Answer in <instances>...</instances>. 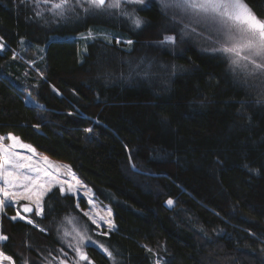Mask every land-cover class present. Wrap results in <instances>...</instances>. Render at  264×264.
<instances>
[{
  "label": "trees",
  "instance_id": "1",
  "mask_svg": "<svg viewBox=\"0 0 264 264\" xmlns=\"http://www.w3.org/2000/svg\"><path fill=\"white\" fill-rule=\"evenodd\" d=\"M244 2L264 17V0ZM39 4L0 0V134L67 163L115 227L95 232L84 199L55 187L33 224L6 210L0 251L14 264H75L61 237L71 218L103 246H86L85 264H264V101L193 44L172 63L136 64L153 48L156 4L134 11L140 27L130 14ZM93 28L108 34L79 36Z\"/></svg>",
  "mask_w": 264,
  "mask_h": 264
},
{
  "label": "rangeland",
  "instance_id": "2",
  "mask_svg": "<svg viewBox=\"0 0 264 264\" xmlns=\"http://www.w3.org/2000/svg\"><path fill=\"white\" fill-rule=\"evenodd\" d=\"M156 4L159 9H161L162 17L161 21L153 24L152 28L148 30V42L153 47L145 49L144 53L140 55L142 58L135 62L136 64H143L146 63L143 60L149 59L148 61L153 63L154 65L162 63L167 64V62L172 63L174 60L172 59L174 54L180 55L183 53L184 47L186 44H193L200 50L208 52L210 54L219 55L226 64L230 67L232 73L234 74L236 81H240L241 85L247 88L252 94H254L256 99H260V101H264V73L254 72L251 66L245 68V61H240L239 65H233L232 59L235 57L225 54L219 51H213V49H219L222 46H226L228 41L226 40L225 36L216 30L215 27H210L205 23H196L195 19L192 17L190 13H184L178 8H168L165 9L162 6L161 0H144V3L137 4V3H123L121 4V8H105L103 10L94 9L96 11H116L115 13H119L121 15L127 16L132 15L133 19L135 17H139L135 15L134 11L137 9L143 8L148 4ZM40 12L41 13H49L50 15H57L55 12L51 10V4H44L40 3ZM87 4L85 0H71L70 4L66 7L64 12L69 11L71 8H80L84 9ZM73 8V9H74ZM75 8V11H76ZM129 10V11H128ZM63 12V13H64ZM131 12V13H130ZM141 19V18H140ZM261 19H264L261 18ZM141 26V25H140ZM91 33V35H89ZM108 34L106 30L103 28H93L89 31H86L79 36L83 39H89L94 36H101ZM110 34V33H109ZM175 37V42H169L165 40V37ZM0 43L3 44L2 40L0 39ZM5 45V44H3ZM4 48V47H3ZM3 48H0L2 51ZM168 51L166 54L159 51ZM15 52V51H14ZM17 54V52H15ZM166 58V59H163ZM158 60V61H157ZM163 60H165L163 62ZM150 63V64H151ZM174 64V63H173ZM172 64V65H173ZM172 65H168L172 69ZM9 134L18 138L19 143L15 146V148L10 149V151H14L17 153V156L11 157L12 160L17 161L19 163L30 164V168L21 169V171L33 177V179L39 177L40 183H47L53 177L57 180L61 181L62 184L54 183L52 188H58L60 190L61 187L64 188L63 193H68L73 195L75 198H83L86 202L85 208H80L79 210L84 214L85 212L88 213L87 217L89 221L94 225V231L97 233L107 234L110 230L114 228H109V221L112 223V211L107 205H102L96 201L94 198L92 190L87 187L77 176V174L69 167V165L65 162L56 160L51 158L50 156L36 150L32 145L20 139L17 135L13 133H2L0 137H7ZM13 142L8 139L3 140V144L8 146ZM27 146V147H26ZM34 149V152L32 151ZM23 158V159H21ZM45 158L48 161V164H45ZM0 162H2V158H0ZM52 165L53 167H49L48 165ZM39 168L41 171L37 172L34 169ZM44 170H47L51 173V176H45ZM78 182V183H77ZM69 185H72V189L69 190ZM0 187H5L2 180H0ZM39 187L37 186L36 191H39ZM10 191L15 192H24V189L21 187L10 189ZM49 192V191H48ZM46 192V194L48 193ZM61 192V191H60ZM45 194V195H46ZM45 195L41 199V206L42 200ZM0 198H2V194H0ZM35 196L33 195L32 199H19L13 200L10 202L9 206L5 208L3 212H0V234L2 219L5 218L6 210L10 209L12 213L8 216L12 219L13 216H17L19 213L21 216H24V221L31 219L26 213L21 210V206L24 204H29L34 209V215H36L37 208L34 203ZM109 211L111 215L109 216ZM37 216V215H36ZM7 217V216H6ZM89 217H92L91 219ZM17 219H20L17 217ZM13 220V219H12ZM21 220V219H20ZM93 220L96 223H93ZM113 224V223H112ZM114 225V224H113ZM115 227V226H114ZM3 235V234H2ZM61 237L62 240H65L69 248L74 252V256L76 257L75 264H85L87 260H81L79 254L77 253L76 249L79 248L85 253L86 246H97L98 248L102 249L92 238L89 237L87 230L83 227V225L79 224L78 222L74 221L71 218L65 219L62 222L61 226ZM2 241H0L1 243ZM10 257L6 256L0 251V264H14L12 259H8ZM91 264V263H90ZM160 264V263H157Z\"/></svg>",
  "mask_w": 264,
  "mask_h": 264
},
{
  "label": "snow or ice",
  "instance_id": "3",
  "mask_svg": "<svg viewBox=\"0 0 264 264\" xmlns=\"http://www.w3.org/2000/svg\"><path fill=\"white\" fill-rule=\"evenodd\" d=\"M70 2L71 0H37L38 4L50 3L51 10L57 15H63L64 10ZM122 2L142 4L144 0H85L89 8L100 10L105 8L119 9ZM161 3L165 9L178 8L186 14L190 13L196 23H205L221 32L228 41V44L219 49H213V51H219L235 57L231 61L233 65H239L240 61H245V68L251 66L254 72L264 73V19L259 18L244 0H161ZM89 8H85V11H88ZM36 15L39 16L41 13L37 12ZM132 22L136 27H140L143 23L139 17H135ZM107 38L105 37V39ZM165 40L174 43L175 37H165ZM127 43L131 44V41H127ZM3 47L4 45L0 43V48ZM85 131L91 132L92 129H85ZM4 139L11 140L13 143L5 146L3 144ZM18 143V138L11 134L6 138L0 137V158H2V162H0V180L5 185V187H0V194H2V198H0V212H3L9 206L11 201L21 198L31 200L34 195V203L37 208L36 215H41L43 212L41 206L42 197L46 192L51 190L54 183L62 184V182L53 177L46 184L40 183L39 177L33 179L32 176L24 174L21 169L30 168L31 165L19 163L11 159V157L17 156V153L10 151V149L15 148ZM32 151L34 152V149ZM44 163L48 164L46 158ZM48 166L53 167L50 164ZM34 171L39 172L41 169L36 168ZM44 175L51 176V173L44 170ZM37 186L40 189L39 191H36ZM17 187L23 188L24 192L10 191V189ZM71 189L72 185H69V190ZM60 191L63 193L64 188L61 187ZM167 203L171 206L173 201L169 200ZM24 211L30 212L32 209L25 205ZM84 214L88 215L87 212ZM108 214L110 216L111 212L109 211ZM17 217L21 220L25 219L19 213H17V216H13L12 219L16 220ZM89 218L91 219L92 217ZM27 223L33 224V221L28 219ZM93 223H96V221L93 220ZM108 223L109 228H114V225L110 221ZM5 240H7V237L0 234V241ZM101 247L103 246L101 245ZM103 250L109 257L112 256V253L107 248H103ZM76 251L81 260L88 259L81 249L77 248ZM61 264H64V262L62 261Z\"/></svg>",
  "mask_w": 264,
  "mask_h": 264
},
{
  "label": "water",
  "instance_id": "4",
  "mask_svg": "<svg viewBox=\"0 0 264 264\" xmlns=\"http://www.w3.org/2000/svg\"><path fill=\"white\" fill-rule=\"evenodd\" d=\"M25 205H27L28 207H30V208L32 209V211H30V212H25V211H24V206H25ZM21 210H22L24 213H26V214H31V213L34 211L33 207H32L31 205H29V204H24V205H22V206H21Z\"/></svg>",
  "mask_w": 264,
  "mask_h": 264
}]
</instances>
